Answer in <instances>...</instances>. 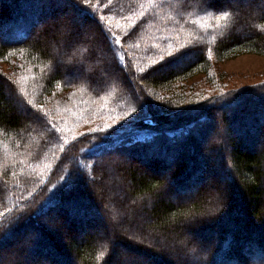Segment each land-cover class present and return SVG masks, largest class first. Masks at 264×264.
<instances>
[{"label": "trees", "instance_id": "1", "mask_svg": "<svg viewBox=\"0 0 264 264\" xmlns=\"http://www.w3.org/2000/svg\"><path fill=\"white\" fill-rule=\"evenodd\" d=\"M43 1L6 0L0 12V247L25 231L39 232L42 248L28 249L29 257L43 259V252L50 250L63 264L72 260L78 264H109L113 260L108 253L110 243L86 235L87 219L92 218L86 210L92 200L89 195L76 193L84 187L76 179L81 175L88 181L95 180L97 173L106 172L109 160L104 155L113 150L162 171V164L175 157L182 143L186 141L189 148L192 138L188 135L193 127L201 130L196 123L204 109L237 106L243 111L246 104L252 108L264 105V96L220 104L218 101L231 95L221 96L224 92H218L206 97L205 93L210 85L220 81L216 78L215 62L249 51L264 54V11L252 15L242 7L215 0L216 8L230 12L226 20H220L219 11L209 9L206 13L197 0H91L85 32L65 27L57 35L55 28L46 27L44 34L54 32V41H48L45 37L36 38L37 30L33 29L41 20L42 6L37 5ZM55 10L53 7L51 16L57 21L64 19ZM44 15L48 13L45 11ZM244 23L252 26H248L249 33L241 35L238 29ZM176 50L189 53L181 66L156 72L161 66L160 57L171 60L168 52ZM69 59L71 63L66 62ZM199 73L205 78L200 80L205 84L200 82L202 88L190 81ZM212 101H216L215 105ZM133 107L138 112L126 116ZM253 112L257 113L255 109ZM188 113L195 114L190 118ZM200 117L204 124L211 119ZM236 119L242 139L229 144V158L222 160L220 166L231 184L240 180L247 210L240 200L236 204L233 196H227L220 212L210 221L212 225L208 222L191 227L205 239L203 244L215 245L216 252L231 255L238 245V232L251 229L250 225L244 228L250 218H264V151L250 147V132L256 130L252 119L250 124L245 123V116ZM102 137L103 143H95ZM158 137L174 142V148L156 153L153 146L159 143ZM192 147L195 156L199 155L201 147L198 149L194 142ZM190 153L189 176L200 175L204 171L201 161ZM169 164L172 169L176 163ZM128 179L131 192L126 197L147 200L142 208H132L143 226L165 229L182 223L189 213L196 216L205 211L206 203L198 200L200 196L185 204H174L170 197L162 196L163 180L137 166L129 170ZM170 184L188 186L182 177H174ZM112 187L108 188L111 192ZM54 210L60 211L61 217L67 214L64 221L69 230L85 233L81 240L74 238L60 246L49 233L52 222L46 231L41 228L43 217ZM145 212L148 215L144 216ZM21 215L25 216L24 222L9 231ZM255 230L260 237L247 231L243 246L245 256L259 262L264 260V227ZM152 242L149 249L140 244H128V249L136 257L146 254L159 261L160 241L154 237ZM188 247L182 251L183 261L207 264L208 251L198 246L189 252ZM233 257L235 264H245L244 258L242 262Z\"/></svg>", "mask_w": 264, "mask_h": 264}, {"label": "rangeland", "instance_id": "2", "mask_svg": "<svg viewBox=\"0 0 264 264\" xmlns=\"http://www.w3.org/2000/svg\"><path fill=\"white\" fill-rule=\"evenodd\" d=\"M34 1L37 2V0ZM221 1L223 3L229 4L228 0ZM58 3L59 0H45L43 3H38L37 6H42L40 9L42 10V15H40L41 20L37 21L33 26V29L35 28V30H37L36 38L39 36L40 39L45 37L48 41H54L52 40L54 32L52 35L44 34L43 30L46 27H49L52 30L55 28L57 35L58 33H61L65 30V26H63L62 23H58L57 19L51 16L53 7L56 9L55 12L58 13L57 15H79L75 8L71 6H58ZM5 4L6 0H0V12L3 10V6ZM8 5L9 3L7 6ZM231 5L234 7H242L245 11L250 12L252 15L258 14L259 11H264V0H234ZM45 11L48 13L47 16L44 15ZM61 21H63V19ZM87 23L89 25L88 20ZM248 26L251 27V23H244V26L238 29V33L241 35L249 33ZM82 30L85 32L87 28ZM10 36L13 37L12 35ZM23 38L27 39L28 36ZM66 62L71 63L72 60L69 59L66 60ZM214 65L215 74L216 76L218 75L216 78H220V81H217L206 89V97L218 95V92H224V94L229 93L231 98H228L225 101H223V99H221L222 101H218L220 104H226L241 98L257 99L260 96H264L263 53L254 51L243 52L232 58L217 61ZM88 70L90 71L91 69ZM203 77L204 74L199 73L194 75L190 81L194 84H198V87H200V82L203 83L200 80L205 79ZM131 86L135 88V85L132 81ZM203 86H205L204 83ZM239 108L237 106H232L230 108L229 106H226V108L220 110L213 106L212 108L204 109L201 113H199L200 116H208L209 118L211 116V119L204 124L205 120L200 119L201 117L198 116L199 120L197 119L198 122L196 125H201V130H197L194 136L192 135V130V132L188 135V138H192L190 142L191 145L189 148H187L188 144L185 146L186 141L184 144L182 143V148H179V151L174 155L175 157L169 161V163H176L175 167L169 171L154 170L155 168L152 166H147L141 160H134V158L126 155L125 153H120L113 150L107 153V155H104V158L109 160L108 166L106 167V172H104L102 175L97 173L95 180L89 179L88 181L81 175L78 179H76L80 185L81 182L83 183L82 185H84V187L82 186L83 188L77 189L78 191L76 193L89 195L92 200V203L86 210L90 211V218L92 217L90 220L87 219V228H85V230L88 234L86 235L96 239V241L101 239L103 242L107 241L110 243V247H108V253L113 257V260L109 264H121V261L125 262V260H130L132 256H135V254L128 249V244H140L143 245V248L145 249L152 248V239L154 237L158 238L160 241V249L158 250V255L161 257L160 260L158 261V259L155 258L150 259V257L146 256V254L140 256L136 254L138 257L147 261V264H164L166 260L170 261L169 264H186V261H183V257L185 255L182 253V251L186 249L185 247L189 245V252H194L196 247H198V242L205 240L200 236L199 232H196L194 229L192 230L191 227L197 224L207 225L208 222L211 223L210 221L215 219L214 216L216 213L220 212V207L222 204H224V199H226L227 196H233L232 199L233 201H236V204H239L238 200H240L244 210H247L245 203L246 194L240 180L236 179V184H231L229 182L228 176L220 166V163L222 160H227L229 158V144L236 139H242L241 134L237 131L234 123V121L237 120L236 118L239 119L241 116H245V123L247 124L252 121V124L256 129L253 130V132H250V136L248 135L250 137L248 139L251 141V149L253 148L257 151H264V105H257V107H253L257 113H254V109L251 106H248V104L243 106V111H241ZM194 114L195 113L190 115V113H188L190 118L193 117ZM249 119L252 120L249 121ZM183 121L185 120H182V122ZM181 124L183 123H180L179 125ZM214 128L216 130L213 132L212 130ZM161 138L158 137L157 143H159L155 146L151 144L153 146V150H155L156 153L163 154L162 152H165L167 149L170 151L168 147L174 148V142L169 140L165 141L163 140L164 138ZM192 142H194V146H198V149L201 147V150L198 153L199 155L195 156L196 152L191 150V148H193ZM190 151H192L194 158L197 157L196 160L200 159L201 167L205 168V166H207L206 172L204 169L202 175L200 176V179L202 180L200 182V179L195 183L190 182V178L193 177V175L189 176L190 173H188V171L190 169L187 167V165L191 162ZM160 158L165 160V157ZM162 159L159 160L162 161ZM136 166L144 173L153 174L154 176L161 179L164 174H169L171 176V182L173 181L174 177H182V181L188 182V186L184 185L181 188L180 185L179 187H175V185L172 187L171 184H169L170 187H168V190L164 192L162 196L170 197L174 204H185L192 199H197L196 196H200L198 200H204L206 203V205L203 206V208L205 207V211L202 214H197L196 216H194L195 214L193 212L189 213L183 219L184 223L179 222L176 225L172 224L165 229H153L147 227V225L143 226V221L140 220V218L136 215V212H132V208L136 207L135 209L137 210L142 208L143 205L146 204L147 200L144 199V202L143 200L138 199L137 197L139 196H137L136 198L139 201H137L136 198V201H133L131 198L129 199L126 197L127 195H130L129 193L131 192V184L128 179L129 170ZM182 170L183 173L181 172ZM209 184H211L213 187L220 188L221 192L217 193L215 191H210ZM114 185H118L116 186L117 188L114 187ZM110 186H113V192L108 189ZM190 190L191 192L189 193ZM98 214L101 217L98 216ZM145 215L148 214L145 212L144 216ZM62 217L60 211L54 210L43 217L41 228L46 231L49 228L48 226L50 222L58 225L60 228L59 231L53 232L50 230L49 233L54 238V242L60 246L67 244V242L74 238L76 240H81L85 233L83 234V232L78 229L69 230V225L66 223V221H64V218L67 217V214H64V216L62 215ZM250 219V224L248 223L247 227L244 228L247 229L250 225L251 229L244 231L240 230V232H238V245L232 249V255L236 256L240 261H242L244 258L245 264H250L253 262V260H255L253 258L249 259L247 255L245 256L246 252L243 246V244H245V239H247L249 233H251L250 235L253 237H260V235L255 234V227H264V218L260 217L255 219V217H253ZM149 220L153 222L152 218ZM213 228L218 229L219 227L213 225ZM131 229L133 232L130 234ZM247 231H249V233H247ZM30 234H32V232L25 231V233L22 235H17L16 237L11 238L9 243L0 247L5 250L2 256L3 264H14L16 260H22L24 257H27L29 261H38L42 259L38 257H29V253L27 252L28 248L23 247L26 241L30 239ZM129 237H131V239H129ZM113 240H115L116 245L115 251L112 250ZM209 241L210 240H207V243ZM69 263L78 264L75 260H72V262Z\"/></svg>", "mask_w": 264, "mask_h": 264}, {"label": "snow or ice", "instance_id": "3", "mask_svg": "<svg viewBox=\"0 0 264 264\" xmlns=\"http://www.w3.org/2000/svg\"><path fill=\"white\" fill-rule=\"evenodd\" d=\"M198 6L201 10L204 12H208L209 9H213L215 11H219L221 15L218 17L220 20H226L228 16L230 15V12L223 9L216 8L215 0H197ZM234 0H228V3H233ZM91 3V0H59L58 6H71L75 8L78 12V16H73L71 14H67L63 21H58V23H62L63 26L68 27L71 31L77 32L78 30L86 29L88 28V17L91 15V11L89 8V5ZM119 43V41H117ZM189 55L188 52H180V50H176V52H168V56L172 57L171 60H166L164 56L160 57L161 66L158 69H155L156 72H163L167 70L169 67H176L179 68L183 62V60ZM209 58H211V50H209ZM105 72L107 69L104 70ZM143 72L144 69H141ZM93 72L98 74V70L94 69ZM226 94L221 93V96H224ZM231 102V101H230ZM213 105H215L216 101H212ZM138 110L136 107H133L130 112L126 113V116H132L133 113H137ZM37 120H41L40 117H37ZM111 127V125H109ZM216 129L214 128L212 131L214 132ZM55 131H61L60 129H55ZM197 131L196 127H193V133L192 135H195V132ZM54 134V133H53ZM104 138H100L95 143H103ZM200 175H194L191 177V181L195 183L200 179ZM162 179L164 180V184L161 185L162 191H167L168 186L171 183V176L169 174H164L162 176ZM226 182V181H225ZM209 190L215 191L217 193L221 192L220 188L213 187L211 184H209ZM25 220V216L21 215L16 218V220L10 225L9 231L14 230L16 227H18L21 223H23ZM50 228L53 231H59L60 228L56 224H50ZM4 236L7 235V232L3 234ZM131 239V237H129ZM42 235L39 232L30 234V239L26 241V243L23 245V247H26L28 249L32 248H42ZM198 246L202 251H208L210 253V256L207 258V264H213L215 261V264H235V259L230 253H219L216 252L215 245H206L202 242H198ZM115 240L112 241V250L115 251ZM4 249L0 248V264H3L2 256L4 253ZM14 264H63V261L52 254L50 250H45L43 252V259L38 261H29L27 257H24L22 260H16ZM121 264H123V261H121ZM127 264H147V261H145L143 258L132 256L131 259L127 262ZM186 264H189V262L186 261ZM252 264H264V260H261L259 262H252Z\"/></svg>", "mask_w": 264, "mask_h": 264}, {"label": "bare ground", "instance_id": "4", "mask_svg": "<svg viewBox=\"0 0 264 264\" xmlns=\"http://www.w3.org/2000/svg\"><path fill=\"white\" fill-rule=\"evenodd\" d=\"M170 167H171V164H169V163H165V162L163 163V167H162L163 170H168V171H169V170H170ZM206 167H207V166H205V168H204V169H205V172H206ZM204 174H205V173H204Z\"/></svg>", "mask_w": 264, "mask_h": 264}]
</instances>
